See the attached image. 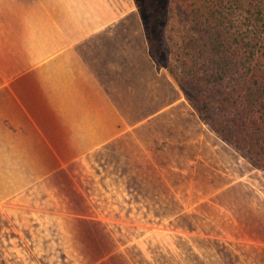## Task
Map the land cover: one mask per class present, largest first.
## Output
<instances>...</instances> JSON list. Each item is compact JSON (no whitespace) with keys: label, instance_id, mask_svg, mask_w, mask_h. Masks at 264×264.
Listing matches in <instances>:
<instances>
[{"label":"crops","instance_id":"crops-1","mask_svg":"<svg viewBox=\"0 0 264 264\" xmlns=\"http://www.w3.org/2000/svg\"><path fill=\"white\" fill-rule=\"evenodd\" d=\"M182 103L135 0H0V198L41 186L73 216L68 249L40 263L217 258L210 239L146 237L138 223L130 238L113 221L114 210L192 198L193 162L176 159V136L159 127Z\"/></svg>","mask_w":264,"mask_h":264},{"label":"rangeland","instance_id":"rangeland-1","mask_svg":"<svg viewBox=\"0 0 264 264\" xmlns=\"http://www.w3.org/2000/svg\"><path fill=\"white\" fill-rule=\"evenodd\" d=\"M154 1L149 0V6ZM187 23L183 11L168 5L164 38L169 67L162 71L174 82L171 74L179 75V70L172 55L179 50ZM176 85L183 103L177 116L160 120L159 127L162 133L176 136L177 150L170 151L176 159L183 155L193 162L192 198L185 205L166 199L164 204L171 210H114L113 221H126L130 238L138 223L146 237L160 233L162 238L212 240L215 246L207 249L215 250L217 258L194 264H264V168L219 138L192 104L190 92ZM52 196L39 186L16 198H0V264H56L40 263L38 255L68 249L61 244L71 242L73 216L71 210H59ZM24 232L29 237L26 244Z\"/></svg>","mask_w":264,"mask_h":264},{"label":"trees","instance_id":"trees-1","mask_svg":"<svg viewBox=\"0 0 264 264\" xmlns=\"http://www.w3.org/2000/svg\"><path fill=\"white\" fill-rule=\"evenodd\" d=\"M150 54L168 66L164 14L188 23L172 55L191 102L219 138L264 168V0H135ZM169 67V66H168Z\"/></svg>","mask_w":264,"mask_h":264}]
</instances>
